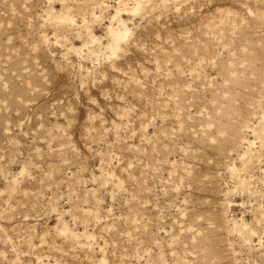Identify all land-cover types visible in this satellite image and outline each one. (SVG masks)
Masks as SVG:
<instances>
[{"label":"rangeland","instance_id":"1","mask_svg":"<svg viewBox=\"0 0 264 264\" xmlns=\"http://www.w3.org/2000/svg\"><path fill=\"white\" fill-rule=\"evenodd\" d=\"M0 264H264V0H0Z\"/></svg>","mask_w":264,"mask_h":264},{"label":"bare ground","instance_id":"2","mask_svg":"<svg viewBox=\"0 0 264 264\" xmlns=\"http://www.w3.org/2000/svg\"><path fill=\"white\" fill-rule=\"evenodd\" d=\"M139 2L135 3V9H139ZM113 35L114 41L116 44H118L122 39H123V35L120 32H112L111 33Z\"/></svg>","mask_w":264,"mask_h":264}]
</instances>
